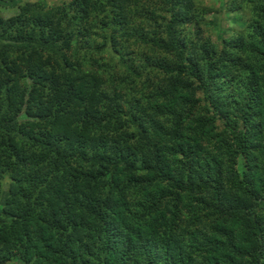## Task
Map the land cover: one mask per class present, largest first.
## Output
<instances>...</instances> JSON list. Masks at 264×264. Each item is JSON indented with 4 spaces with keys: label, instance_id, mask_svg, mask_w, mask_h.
<instances>
[{
    "label": "trees",
    "instance_id": "trees-1",
    "mask_svg": "<svg viewBox=\"0 0 264 264\" xmlns=\"http://www.w3.org/2000/svg\"><path fill=\"white\" fill-rule=\"evenodd\" d=\"M137 259L264 264V0H0V264Z\"/></svg>",
    "mask_w": 264,
    "mask_h": 264
},
{
    "label": "rangeland",
    "instance_id": "rangeland-1",
    "mask_svg": "<svg viewBox=\"0 0 264 264\" xmlns=\"http://www.w3.org/2000/svg\"><path fill=\"white\" fill-rule=\"evenodd\" d=\"M205 1H206V2H210L211 4H212V3L215 4V2H219V0H205ZM218 17H219V19L217 20V22H219V25H220V26L227 27V26L229 25V23H226V21H222V19H223L224 17H220V16H218ZM209 18H211V16H210ZM222 23H223V25H221ZM222 29H224V28H222ZM216 30H217V29H214V33L216 32ZM166 207L169 208V205H166V206L164 207V209H166ZM176 219H177V218L172 219V220H175V221H176ZM169 221H170V220H169ZM179 241H180V244H181L182 246H183V245H186V244H185L186 241H185L184 239H180ZM182 246H179V247H178V250L181 249ZM178 250H177V251H178ZM135 254L139 255L140 253H139L138 251H136ZM182 255H183L186 259H190V258L193 259V258H192V255H191V254H187L186 252H182ZM184 257H183V258H184ZM137 260H138V259H137ZM193 260H194V262H195L197 259L195 258V259H193ZM198 260H199V259H198ZM140 262H141V261H140ZM140 262H139V260H138V262H135V263L137 264V263H140ZM210 263L212 264V262H210ZM131 264H133V263H131ZM179 264H182V263L179 261Z\"/></svg>",
    "mask_w": 264,
    "mask_h": 264
}]
</instances>
